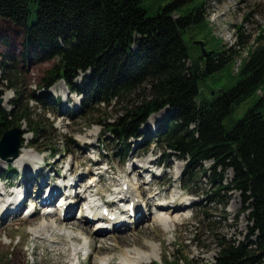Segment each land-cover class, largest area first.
Segmentation results:
<instances>
[{"label": "trees", "instance_id": "1", "mask_svg": "<svg viewBox=\"0 0 264 264\" xmlns=\"http://www.w3.org/2000/svg\"><path fill=\"white\" fill-rule=\"evenodd\" d=\"M203 4L204 0H0V19L23 28L30 51L26 61L56 60L48 78L80 95L83 106L125 104L123 113L106 125L121 164L131 152L129 141L142 137L140 127L165 111L155 143L163 142L172 156L185 162L180 186L187 189L203 176L215 190L212 201L222 207L225 195L237 192L240 214L247 213L251 224L244 243L218 239L216 264H264V113L259 110L264 108V31L233 73L235 83L212 100L198 102L200 83L222 71L230 74L236 48L246 44L241 34L234 46L219 44L200 13ZM194 31L206 37L205 56L194 54L185 40ZM0 67L4 70L6 65L0 61ZM5 81L0 77V86ZM43 94L47 97L35 98L38 103L59 107V98ZM248 99L253 105L243 117L224 125ZM19 103L18 98L12 100L9 111L0 107V127L13 123L20 128L18 123L30 119L27 105ZM7 129H0V139ZM28 130H21L20 136L44 133L41 128ZM30 147L35 148L34 143ZM45 151L60 154L52 148ZM205 162L211 163L208 168H203ZM172 264L183 263L177 259Z\"/></svg>", "mask_w": 264, "mask_h": 264}, {"label": "rangeland", "instance_id": "2", "mask_svg": "<svg viewBox=\"0 0 264 264\" xmlns=\"http://www.w3.org/2000/svg\"><path fill=\"white\" fill-rule=\"evenodd\" d=\"M200 13L207 17L211 35L219 41V44L226 48L234 46L239 34L243 36V41L246 44L236 48L238 55L232 63L230 74L227 71H222L216 73L214 78H207L200 83L198 102L212 100L219 95L220 90L227 89L235 83L236 77L233 76V73L237 72L235 64H241V60L247 57L249 48L256 45V36L264 31V0H204ZM238 26L240 33L237 29ZM23 31L22 27L0 19V61L6 65L4 70L0 67V77L5 76L6 78L3 86H0V107L9 111V104L18 98L19 104H26L31 114L27 122H21V125L18 123L19 129L29 131L30 128H41L44 130V133L39 136L37 134L35 137L26 132V135L21 138L20 145L22 147L20 146L21 150L19 149L20 154L21 151H30L42 156L43 160L37 165V169L31 168L29 172H32L33 178L35 171L42 170L43 178L36 176L35 180L32 179L30 198L22 207L19 215L9 217L4 224H0V264H13L12 260H16L15 264H69L72 261V258L60 255L59 252L64 250L63 245L47 242L53 234L49 233L45 237L38 233L36 237L40 238L39 240L29 232L30 228L32 232V229L41 226L42 221L37 218L42 215L44 210L40 205L41 196L49 190L46 191L43 186L38 192L37 184L40 185L41 182L48 181L45 184L47 187L56 181L60 182L61 175L65 174L69 164L72 172L69 171L71 175L68 174L66 178L84 177L83 182L85 183L74 187L76 192L82 190L91 177L97 176V172H102L101 167H104L108 169V172L104 174L102 181L97 185V190L102 191L106 187L110 188L112 177L117 178L119 175L124 177L131 173L128 178L133 179V182L140 185L144 191V197L139 198L141 205L146 207L143 201L148 196L152 200L155 197L154 205L145 208L144 212L148 219L140 228L135 224L131 225L132 228L126 232L131 235L123 239L113 236L108 240L92 241V251L79 256L81 264H99V260L104 258H111L112 264H116L117 260H120V256L131 246L148 252L149 249L146 246L148 242L156 247L157 256L151 260L154 264H172L176 263L177 259H181L183 264H216L218 239L223 238L225 241L235 244L246 241L251 224L248 222L247 213L240 214L242 203L237 192L226 194L224 197L225 207H222L215 202L216 200L212 201L211 194L215 190L208 185V180L203 176H200L195 184H190L187 189L180 186L185 162L172 156L170 151L166 150L163 142L155 143L157 125L163 121L161 119L165 111L160 112L163 115L152 116L145 122L147 125L144 123V126L140 127L139 132L142 137L129 141L131 152L126 161L121 164L118 157H115V144L112 142L111 135L106 132V125L112 123L117 116L123 113L125 104L111 103L109 106L103 107L102 105L93 106L87 102L85 103L87 106H83L80 95L69 92L62 81H55L53 77L48 78V72L57 66L55 59L42 63H35L31 59L25 60L27 56H30V51L24 45ZM185 40L192 52L197 54L201 51L199 47L193 45V42L204 43L206 37L198 31H194L185 36ZM82 78L83 74L78 76L76 79L78 84L81 83ZM59 87L65 91H60ZM46 92L49 93L50 99L59 98V107L42 105L35 100L36 97H47L43 94ZM133 99L136 98L132 97V102ZM252 105L253 99L242 102L224 121V125L228 126L230 123L240 120ZM259 110L264 113V108H259ZM12 124L7 123L0 129L8 128L7 130H9L13 128ZM147 131H150L149 136L146 134ZM32 143L35 148L30 147ZM148 143L151 145L146 149ZM50 148L60 151V154L51 155L52 153L45 151ZM146 160L150 162V167L147 170L139 167L138 172H131L133 164L142 166ZM210 164V162L203 163V168H208ZM8 168L7 174L5 170ZM29 172L8 162L7 164L0 162V176H2L0 187L4 184L7 192L14 190L22 192L26 185L21 184ZM139 173L141 178L137 177ZM228 177H231L230 172H228ZM184 183L187 184V182ZM155 193L158 195H154ZM62 194H64L63 190ZM108 194L109 192H103L104 198ZM176 194L180 197L178 202L183 201L177 205L187 204V207L182 210V213L171 216L170 226L168 224L167 230H164L157 223L151 221V212H156L153 208L155 203L170 200ZM59 201L60 198L56 199L54 206ZM82 201L83 199L75 204L70 220L81 221L82 216L78 217V208ZM32 203L39 213L30 217L28 216L30 212H26L27 217H23L26 214L25 209L29 208ZM28 219L31 220L26 222ZM196 220L200 223L195 224ZM66 227H70V225ZM46 230L43 232L44 234L48 232ZM194 231L196 236L193 237ZM108 234L112 233L106 235ZM67 255H69L68 252Z\"/></svg>", "mask_w": 264, "mask_h": 264}, {"label": "bare ground", "instance_id": "3", "mask_svg": "<svg viewBox=\"0 0 264 264\" xmlns=\"http://www.w3.org/2000/svg\"><path fill=\"white\" fill-rule=\"evenodd\" d=\"M239 65L240 63L235 64L237 70L239 69ZM59 90L65 91L60 87ZM24 135L26 134H23L22 137H24ZM39 155L30 151H21L20 154L19 151L18 157L10 162V164L29 172L31 168H34V170L37 169V165L43 160L42 156ZM0 162L7 164V162L1 159ZM144 163L142 166L133 164L131 166V172H138L139 167L147 170V168L150 167V162L148 161L147 163ZM68 166L65 174L61 175L62 179L60 182L56 181L51 186L47 187L45 184H47L48 181H43L40 185L37 184L38 192L41 191L43 186L46 191L47 189L49 190L41 196V201L39 200L40 205L43 206L44 209L42 215L37 216L39 221H42L40 223L41 226L32 229V232L30 228L29 232L35 239L39 240L40 238L36 237V234L38 233H41V236L42 234L44 236L49 233L53 234L52 238L48 239L47 242L63 245L64 250L59 253L62 256L72 258V261H70L71 263L69 262V264H81L79 256L83 253H88V251H92V241L95 242L97 239L108 240L113 236L114 238L117 237L123 239L124 237H129L131 235L126 233L130 228H132L131 225L135 224L140 228V226H142L148 219V216L144 212L145 208L154 205L153 200L155 197H153V200L150 196L145 198L143 203L146 207L142 206L139 202V198L144 197V191L141 189L140 185L133 182V179L128 178L131 174L129 173L124 177L119 175L117 178H111V187H106L104 190L102 189L103 192H109L106 197L108 200H104L103 192L96 189L97 185L102 181L104 174L108 172V169L104 167H101L103 170L102 172H97V176L91 177L90 181L84 185L82 190H78L76 192L74 191V187L83 185L85 183L83 182L84 177L75 176L72 179L70 177L66 178L69 171L72 172L70 164ZM46 167H48V165H46ZM31 173L29 172L26 175V182L24 181L21 184L23 186L26 185V188H24L22 192H16L18 190L7 192L4 184L0 187V224H4L5 220L9 217H16L19 215L22 207L30 198V187L33 185V183H31L32 179L35 180L36 176L37 178L39 176L42 177V170L35 171L33 178ZM137 177L141 178L142 176L139 173ZM62 190L64 194H62ZM59 195L60 197H58ZM154 195L157 196L158 193H155ZM58 198H60V201L56 206H54V201ZM179 198L180 197L176 194L174 198H171L170 200L155 203L153 208L156 212H151V221H154L164 230H167L168 224L170 223V217L178 215L177 213H182V210H185L187 207V204L177 205L179 203ZM82 199L83 201L79 204L78 208V217L82 216L81 221L75 222L70 220L75 204ZM101 203H103V205H100ZM181 203H183V201ZM120 206L122 207L118 208ZM104 210H107L106 216L103 215ZM26 212H30L28 216L31 217L39 213V210L35 207L34 203H32L29 208L25 209V213ZM23 217H27V213L24 214ZM31 219L26 220V222ZM67 225H70V227H66ZM157 225H155V227H157ZM45 230L48 232L44 234L43 232ZM107 233L112 234L106 235ZM146 246L149 249L148 252H143L141 249L131 246L120 256V260H117L116 264H154L151 260L157 256L156 247L150 242L146 243ZM67 252L69 255H67ZM111 261V258H104L99 260V264H112Z\"/></svg>", "mask_w": 264, "mask_h": 264}, {"label": "water", "instance_id": "4", "mask_svg": "<svg viewBox=\"0 0 264 264\" xmlns=\"http://www.w3.org/2000/svg\"><path fill=\"white\" fill-rule=\"evenodd\" d=\"M193 45L200 48L201 53L205 56L204 43L201 41L193 42ZM21 130L13 127L3 132L0 139V159L8 163L18 157L21 138Z\"/></svg>", "mask_w": 264, "mask_h": 264}]
</instances>
